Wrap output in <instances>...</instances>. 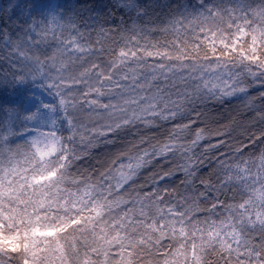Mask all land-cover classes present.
<instances>
[{"label": "snow or ice", "instance_id": "1", "mask_svg": "<svg viewBox=\"0 0 264 264\" xmlns=\"http://www.w3.org/2000/svg\"><path fill=\"white\" fill-rule=\"evenodd\" d=\"M114 4L0 6V264H264V0Z\"/></svg>", "mask_w": 264, "mask_h": 264}, {"label": "trees", "instance_id": "2", "mask_svg": "<svg viewBox=\"0 0 264 264\" xmlns=\"http://www.w3.org/2000/svg\"><path fill=\"white\" fill-rule=\"evenodd\" d=\"M79 1L81 0H74L73 4L77 5ZM82 1L84 2L82 4H84L85 6L84 7L85 10L83 11L85 17H87L88 13L90 14V12L86 11V9H92L94 4L100 2V0H82ZM103 2L112 5L113 9L115 8L114 0H103ZM143 2L148 4V3H152L153 0H143ZM165 2L166 0H159V3L161 4ZM110 11H112V9H110ZM116 15L120 18L121 13L118 11ZM116 15L114 12V15L111 18L117 20ZM158 38H162V37H158ZM253 87L256 88L258 87V85H254ZM250 92L253 95L256 94L254 91H252V89H250ZM249 115L250 114L246 112V110L243 108L240 102L234 99L231 100L230 103L222 106L210 104L209 108L205 111V115L201 117L200 121L196 122L194 127H201V128L207 127L209 129L221 128V130H224L222 126L227 124L230 125V128H235V131L231 133V137L241 138V133L243 132L244 128L246 127L250 128ZM233 119H235L236 121L235 124L232 123ZM231 137L228 136L220 137L221 139H224L226 141V146L220 149L221 152L228 151V146L231 142ZM216 139L217 137H212L211 142L214 143ZM245 143H247V141H245ZM176 176L179 178L175 179L176 181L174 185L176 186L177 190L182 193L184 191V186L181 185L180 183V179L183 178L182 173L177 172Z\"/></svg>", "mask_w": 264, "mask_h": 264}, {"label": "rangeland", "instance_id": "3", "mask_svg": "<svg viewBox=\"0 0 264 264\" xmlns=\"http://www.w3.org/2000/svg\"><path fill=\"white\" fill-rule=\"evenodd\" d=\"M73 1L74 0H45V2H50L53 6H55L57 8L64 9L65 11H75V12H78V13H80L81 15H83L85 17L84 12H83L85 10V8H84L85 6H84V4H82L84 2L81 0V1H79L77 3V5H74L73 4L74 3ZM142 2H143V0H142ZM5 3H6V0H0V6H3ZM117 12L118 11L115 10V15L117 14ZM88 15H89V13H88ZM118 20H119V17L117 16V21ZM2 28H3V24H0V29H2ZM160 39H162V38H160ZM175 181L176 180H174V183H175Z\"/></svg>", "mask_w": 264, "mask_h": 264}]
</instances>
